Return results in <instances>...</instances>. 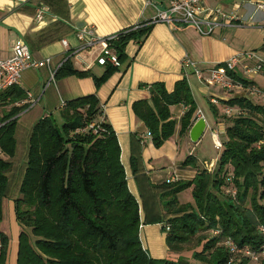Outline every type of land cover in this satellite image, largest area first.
<instances>
[{"label": "trees", "instance_id": "16d2710c", "mask_svg": "<svg viewBox=\"0 0 264 264\" xmlns=\"http://www.w3.org/2000/svg\"><path fill=\"white\" fill-rule=\"evenodd\" d=\"M139 24L122 29L112 41L121 63L127 42L142 41L152 26ZM104 67L103 74L93 78L97 88L118 69ZM69 75L86 77L90 73L76 69L67 59L55 77ZM233 76L244 85L250 83ZM147 86L149 99L135 101L132 109L158 148L175 132L169 107H188L179 120L178 133L183 137L194 121L196 106L185 78L177 80L170 92L162 82ZM25 98L16 85L0 93V220L11 169L9 159L16 146L15 128L19 114L28 107V103H15ZM224 103L236 105L241 113L230 117L212 173L203 167L190 180L152 184L144 172V142L131 135L130 165L141 206L146 208L149 200L152 210L145 213L144 222L168 224L165 242L177 254L164 259L152 258L142 247L139 203L127 187L117 136L102 118L97 96L91 93L64 101L59 111L61 122L51 115L39 118L28 138L25 169L13 199L14 217L21 228L15 264H194L183 253L193 237L200 249L190 257L202 264H264V256L253 261L231 252L225 244L230 239L239 249L247 247L253 253H260L264 244V233L259 229L264 226V147L256 146L263 136L264 103L243 96ZM90 122L99 125L96 133L83 130ZM193 164L192 155L181 162L182 166ZM229 174L230 183L226 180ZM227 186L235 188L234 199L224 192ZM189 187L192 202L180 203L178 193ZM156 204L164 213H154ZM214 230L219 233L214 234ZM8 241L0 230V264L6 262Z\"/></svg>", "mask_w": 264, "mask_h": 264}, {"label": "crops", "instance_id": "0c3cea01", "mask_svg": "<svg viewBox=\"0 0 264 264\" xmlns=\"http://www.w3.org/2000/svg\"><path fill=\"white\" fill-rule=\"evenodd\" d=\"M168 1L0 0V53L2 57H8L11 54L14 43L17 40H22L28 45L35 59L50 57L52 59L51 66H56L68 56L67 50L61 44V39L65 38L72 48L79 45L74 35L75 27L92 26L96 35L104 37L149 21L156 14L157 9L166 7ZM256 1L261 0H211V2L205 0L204 6L212 8V5H215L214 7H219L228 14H234L238 18L236 23L239 26H244L246 21L250 20V23L257 24L259 28H262L264 33V14L255 8L254 3ZM38 9L43 11V19L41 21L36 19ZM151 25L150 31L142 41L130 40L127 42L124 48L125 58L121 67L114 70L98 88L95 86L93 78L100 77L105 71V67L95 64L90 55L85 57L91 64L87 69L90 73L89 76L77 77L69 75L56 78L55 83L50 85L52 87L46 95L43 92V87L48 77V67L41 66L24 70L21 73L20 84L18 85L26 94L23 102H27L30 99H34L35 102L24 110L31 108L24 113L22 120L20 118L24 111L19 114L15 138L16 141L18 137L26 140L28 131L31 132L36 121L49 114V110H47L49 109L47 106L49 102H52L54 108L58 109L56 121L61 122L59 111L62 101L94 93L99 99L102 118L111 125L116 133L120 147V161L124 168L127 187L139 203V238L142 247L152 258L164 259L177 254L170 251L166 245V232L162 231L163 222H144L145 213L150 214L152 210L149 200L146 203V208L143 209L141 206L140 190L130 165L131 135L134 134L141 137L144 142L142 159L144 172L150 182L152 184H160L170 180L173 183L178 180L192 179L197 169L204 167V162L212 160L215 164L217 163L215 158L219 156V152L216 153L213 159L208 161L200 160L196 154L199 151V143L204 134H208L210 140H212L210 130L214 127L208 124L206 118L208 127L206 126L203 135L197 142L190 140L189 130L185 136L181 137L178 133L180 128L179 120L188 107L183 104L172 105L169 109L171 117L177 122L175 132L170 140L164 142L159 148H155L151 144L147 127L135 116L132 104L138 100L149 99L150 93L147 85L153 82H162L168 92L172 91L175 82L184 78L180 61L185 55L198 62L201 69H207L240 51H256L264 61V36L261 47L256 50L255 48L246 49L245 42L234 37V31L239 26L215 27L212 34L202 36L188 24L179 23L174 29L165 22H156ZM247 64L251 65V63ZM72 65L78 70H83L77 64ZM258 73L264 75V66ZM237 76L243 78L240 72H237ZM254 77L244 78L250 84L260 85L253 79ZM186 81L188 86L192 85V83L189 84L187 79ZM230 93L232 94L233 92ZM212 97L210 95L207 96L209 115L213 117V122L216 124L215 128L222 127L223 131L219 135L222 141L225 139L226 126L231 124V118L222 114L217 104L210 102ZM193 100L196 103L194 98ZM221 101L222 99H218V105H228L223 104ZM251 101L262 103L261 101ZM20 104L21 101L18 104L15 103V105ZM8 107L6 106L7 109ZM34 108L36 109L32 111ZM197 109L201 108L197 107ZM197 109L194 111V116ZM213 109L216 110V113L213 112ZM201 112L203 111L201 110ZM49 115L52 116V114ZM181 140L185 142V150L187 151L181 156L180 164H177L180 157L177 148L178 142ZM213 149L215 150L214 147ZM216 151L218 150L216 149ZM149 153H154V156H149ZM187 155L194 157V164L182 166L181 162ZM159 157H162V159L155 160ZM164 158L171 163L166 164L167 162H165ZM169 166L172 168H169ZM13 172L14 170L11 168L7 176L10 181L14 182H11V186L15 185V189L6 193L8 198L12 199L18 194L24 171L22 169L21 174L14 173L10 178ZM146 192L144 189V195H146ZM181 193L184 194L185 202H192L190 187ZM178 201L181 203L180 200ZM155 206L154 213H164L160 205L156 204Z\"/></svg>", "mask_w": 264, "mask_h": 264}, {"label": "built area", "instance_id": "2783aa9c", "mask_svg": "<svg viewBox=\"0 0 264 264\" xmlns=\"http://www.w3.org/2000/svg\"><path fill=\"white\" fill-rule=\"evenodd\" d=\"M204 1L205 0H169L164 9H157L156 14L149 21L142 23V25L165 22L169 27L174 29V27H176L179 23H183L192 26L202 36L212 34L215 27L239 26L236 23V21H238L237 16L234 14H228L219 7L211 8L204 6ZM254 4L255 8L264 14V0L256 1ZM36 19L38 21L43 19L42 9L37 10ZM74 35L79 42V45L72 48L65 38L61 39V44L67 50L68 56L56 66H51L52 59L50 57L35 59L28 45L22 40H17L14 43L11 54L8 57H2L0 53V93L12 86H18L20 84L21 73L29 68L47 66L49 78L48 83L54 84L56 81L55 73L57 69L67 59L71 60L72 64L81 66L83 70H87L91 65L90 62L85 59L87 55H90L92 57V61L99 66L111 65L117 68L121 67L122 63L119 61L116 50L112 45V41L117 38L118 33L102 37L95 34L92 26L84 25L75 27ZM247 63H251V65ZM180 66L185 79H187L189 74L194 73L199 80H203L207 84L218 85L223 90L228 92H233L235 90L242 91L246 93V97L249 99L264 103V88L252 83L244 85L240 80L233 76V74L237 75V72H240L244 78L262 70L264 61L256 53V51L236 52L226 60L207 69H201L198 62L185 55L180 61ZM204 72L206 74L205 78L203 76ZM34 102V99H30L27 102L21 101V104L28 103L29 107ZM210 102L212 104L218 103L217 99L214 97L210 99ZM16 104H18V102H16ZM63 104L64 101L61 102V105ZM222 112L227 117H234L241 113V110L237 106L235 109L230 106H225ZM200 117L205 120L201 110L198 109L196 110L194 121ZM262 126L263 136L256 143L258 148L264 147V118ZM98 128L99 125L94 122H90L83 128V130H91L93 133H96ZM221 128L222 127H217L210 130L213 147L217 150L221 149L223 146L219 137L220 132L223 131ZM204 167L209 173H212L215 168V163L212 160L204 162ZM226 180L230 183L232 175H227ZM224 192L232 199L235 198V188L227 186L224 188ZM163 227L164 231L167 232L169 225L165 224ZM259 229L262 233H264L263 225H261ZM213 233L218 234L219 230H214ZM225 244L231 252H239L247 255L251 257L253 261H257L259 256H264V244L260 253H253L247 247L239 249L230 239H228Z\"/></svg>", "mask_w": 264, "mask_h": 264}, {"label": "rangeland", "instance_id": "374dc122", "mask_svg": "<svg viewBox=\"0 0 264 264\" xmlns=\"http://www.w3.org/2000/svg\"><path fill=\"white\" fill-rule=\"evenodd\" d=\"M208 2H211V0H208ZM212 6L214 7L215 5H212ZM232 31H234V30H232ZM234 32H235V35H234L235 38L245 42V48L246 49H254L255 48L256 50H258V48L261 47L262 38L264 36L262 28H259L257 26V24L254 25L253 23H250V20L248 22L246 21L244 26H239ZM203 76H204V78L206 77L205 72L203 73ZM192 77H194L193 80H192ZM246 77H254L253 79H255L258 83H260V85H258V86H260L261 88H264V75L263 74H260V73L257 74L256 73V74L248 75ZM244 79H246V78H244ZM187 80H188L189 84L192 83V85H189V86L191 89L192 96L196 101V103H195L196 109H197V107L201 108L200 110H202L203 111L202 113L205 114V115L203 114V116L204 117L206 116L205 119L207 118L206 120H207L208 124L212 125L214 128L216 127V124H214L215 122H213V119H212L213 117H210V115H209L210 111H209V105L207 102V96H209V95L213 96L214 98L217 99V101H218V99H222L221 102L223 104H225L224 103L225 100L227 101V100H230L234 97H239V96L246 97L245 92L235 90L231 94L230 92L223 90L218 85L207 84L203 80H199L194 73L189 74L187 77ZM48 81H49V78L47 77V80H46L45 85L43 87V92L45 95L49 93V91L52 87L50 85H53V83H48ZM246 98L249 99L248 97H246ZM47 106L49 108V109H47V110H49L48 113L52 114V117H54L56 120V116L58 115V109L54 108V105L52 102H49V104H47ZM226 106H230L233 109L236 108V105H226ZM217 107L220 110V112L223 114L222 111H223V108L225 106L224 105L223 106L218 105V103H217ZM30 109L31 108L27 109L26 111H24L21 114V118H20L21 120L23 119L24 113ZM35 109L36 108H34L32 111H34ZM29 130H30V127H29ZM29 132L30 131H28V136L26 137V140L21 138V137L17 138L14 155L10 158L11 168H12V170H14L12 175H10V178L13 176L14 173H20L22 169H23V171L25 169ZM170 138H168L167 140H170ZM211 142H212V140H210L208 134H204V136L201 138V141L199 143V145H200L198 148L199 151H197V153H196L200 160H207L208 161V160L213 159L216 156V153L219 152V154H220L222 148L218 151H216V149L214 150ZM172 144H173V142H172ZM185 149H186L185 142L183 140L178 142L177 152H178V154H180V157H179V160L177 161V164L179 163L181 156L187 151ZM153 154L154 153H149V156H154ZM218 158H219V156L217 158H215L216 162L218 161ZM160 159H162V157H159L155 160H160ZM164 160H165V162H167L166 164H168L170 162L169 160H166V158H164ZM173 162L175 165V160ZM169 168H172V167L169 166ZM11 182H13V181H10V179H8V187H9V189L7 190L8 192H11L12 189H15V185L11 186L12 185ZM179 194L180 193H178L177 198H178V200L181 201V203H187V202L191 203V201H187V202L184 201L185 199H184L183 193H181L180 195ZM20 229H21L20 225L15 220L14 213H13V199L8 198V196L6 194V197L3 199V202H2V219L0 220V230L3 231L5 234H7L8 239H9L8 249H7V257H6L5 264H15V254H16V248H17V235H18ZM184 248L185 249H184L183 253L187 257L190 258L191 262H193L194 264H202L200 262L193 260L190 257L191 253L193 251L200 249V246L197 244V240L195 237L191 238L189 243L187 245H185ZM168 258H175V256L173 254Z\"/></svg>", "mask_w": 264, "mask_h": 264}, {"label": "water", "instance_id": "95a60500", "mask_svg": "<svg viewBox=\"0 0 264 264\" xmlns=\"http://www.w3.org/2000/svg\"><path fill=\"white\" fill-rule=\"evenodd\" d=\"M206 126L207 124L202 117L196 119L193 125L189 129L190 140L192 142H197L200 139V137L203 135Z\"/></svg>", "mask_w": 264, "mask_h": 264}]
</instances>
